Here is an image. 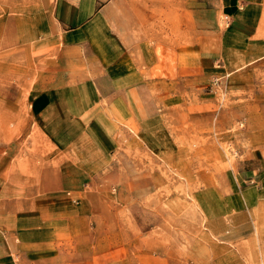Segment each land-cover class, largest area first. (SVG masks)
<instances>
[{
	"label": "rangeland",
	"instance_id": "1",
	"mask_svg": "<svg viewBox=\"0 0 264 264\" xmlns=\"http://www.w3.org/2000/svg\"><path fill=\"white\" fill-rule=\"evenodd\" d=\"M53 3L0 0V143L24 157L35 149V130L24 127L32 121L30 93L57 68L48 62L57 51L35 48L32 26ZM147 4L151 25H167L148 32L152 52L168 64L167 96L159 95L157 64L146 80L120 82L137 90L136 108L130 112L121 103L118 112L106 114L115 122H105L97 134L113 150L102 151L85 131L79 137L69 156L76 175L67 192L70 228L57 243L60 258L111 248L156 263L264 264V46L236 63L215 59L213 74H192L189 62L211 51L208 34L192 32L191 10H214L217 26L226 30L231 18L221 2ZM181 21L183 28H176ZM262 24L257 38L263 45L264 18ZM131 29L128 36L140 43L144 28ZM178 61L182 72H176Z\"/></svg>",
	"mask_w": 264,
	"mask_h": 264
},
{
	"label": "crops",
	"instance_id": "2",
	"mask_svg": "<svg viewBox=\"0 0 264 264\" xmlns=\"http://www.w3.org/2000/svg\"><path fill=\"white\" fill-rule=\"evenodd\" d=\"M147 1L54 0L50 11L44 7L35 16L32 26L35 48L56 50V58L48 62L57 68L43 74L42 82L35 84L30 93L32 121H27L24 127L35 130L34 151L24 157L12 144L0 143V264H179L169 260L140 261L111 248L72 260L60 258L63 248L57 244L71 224L72 203L67 192L72 188L75 173L69 156L80 143L79 137L84 136L83 131L91 135L102 151L110 150L109 143L97 134L100 128H106L105 122H115L114 116L106 114L111 109L118 112L121 103L130 112L136 108L137 90L120 87V82L146 80L157 64L161 65V72L154 79L160 82L159 95L167 96V90L163 91L168 64L152 52L156 46L151 44L153 36L148 34L150 28L167 25H151L152 8ZM219 2L231 18L226 30L217 26L214 10H191L192 32L207 33L211 51L199 52L189 62L192 74H213L215 59L236 63L264 46L257 38L263 28L264 0ZM158 14L161 17L165 12ZM131 28H144L140 43L135 36H128ZM176 28H183L182 21ZM179 47L177 41L175 48ZM183 64L176 63V72L184 71ZM124 96L128 102L123 104L120 98ZM104 135H108L107 131ZM20 161L25 165L21 166ZM232 240L230 235L229 241ZM213 256H217L216 249Z\"/></svg>",
	"mask_w": 264,
	"mask_h": 264
}]
</instances>
